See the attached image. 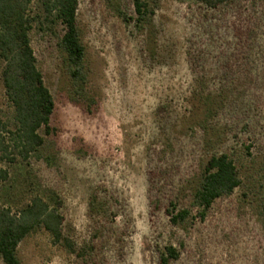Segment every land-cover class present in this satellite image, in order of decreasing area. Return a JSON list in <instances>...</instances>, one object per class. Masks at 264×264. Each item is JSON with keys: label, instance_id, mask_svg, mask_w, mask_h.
<instances>
[{"label": "rangeland", "instance_id": "obj_1", "mask_svg": "<svg viewBox=\"0 0 264 264\" xmlns=\"http://www.w3.org/2000/svg\"><path fill=\"white\" fill-rule=\"evenodd\" d=\"M78 1L85 91L95 111L71 102L75 90L58 46L60 30L34 27L31 46L55 104L52 130L48 136L40 131L44 148L28 162L4 165L10 179L0 186V205L13 212L38 193L51 206L52 197L59 199L75 253L38 229L19 245L20 264H158V252L169 245L180 254L172 264H264V111L257 110L252 156L240 159L243 185L217 200L203 221L173 226L165 213L176 198L191 203L211 155L236 159L239 141L248 136L227 119V89L212 75L209 88L220 90L210 99L219 112L205 115L208 95H199L195 79L203 71L216 73L219 44L235 32L248 33L249 7L207 11L192 0H146L153 15L145 26L122 16H135L133 0ZM255 4L250 12L260 13ZM259 32L255 48L264 44ZM242 84L236 95L253 94L264 110V85ZM232 101L229 116L239 118L241 101ZM0 109L11 112L1 81ZM256 115L248 117L252 126Z\"/></svg>", "mask_w": 264, "mask_h": 264}, {"label": "trees", "instance_id": "obj_2", "mask_svg": "<svg viewBox=\"0 0 264 264\" xmlns=\"http://www.w3.org/2000/svg\"><path fill=\"white\" fill-rule=\"evenodd\" d=\"M192 1L207 11L237 12L238 8L246 6L253 10L256 2L261 10L260 13L255 10L251 13L246 7L245 22L248 33L245 35L235 32L230 35V40L218 45L215 52V74L205 71L196 74V89L199 95H208L203 97L206 99L205 115L216 117L219 112V109L214 107L215 101L210 99L212 94H217L220 90L209 88L207 77L212 75L214 82L227 89L229 114L232 112L231 107L236 105L232 101L233 97L241 101L239 115L237 114L240 117L228 114L227 119L234 123V127H241L240 130L248 136L239 141L242 149L236 159L226 152L213 154L207 159L192 189L191 203L188 206L179 204L178 198L169 202L165 213L173 226H179L189 218L203 221L217 200L233 195L243 185V160L240 159L252 156L250 149L254 140L251 138L255 136L256 124L260 123L257 110L264 111L259 106L261 100L253 94L242 99L241 95H236L239 94V87L243 85L244 80L246 86L257 81L264 85V44L260 43L255 48L258 32L264 30V0ZM78 6V0H0V81L11 109L9 114L0 109L1 187L10 179V173L4 165H15L17 160L28 162L44 148L45 138L40 131L48 136L52 130L50 122L55 104L44 84L31 46L30 32L34 27L38 25L50 31L60 30L58 46L64 54L67 73L75 90V97L71 102L85 112L95 111V100L85 91L88 76L84 67L85 49L77 23ZM133 8L135 16L128 17L123 14V18L133 20L136 24L145 23L147 26L153 15L148 2L133 0ZM209 27L207 22H202V29L206 31ZM213 38L211 35L209 43H214ZM199 57L201 56L197 59ZM253 71H256V74H253ZM251 112L257 114L253 126L248 119ZM247 140L250 141L249 144ZM52 199L54 206L45 200L43 194L38 193L16 212L10 207L0 205V259L3 264H20L17 255L19 245L38 229L45 230L54 245L62 246L69 253H75V245L66 234L65 218L59 211L62 203L55 196ZM179 257L178 250L169 245L158 252V264H172Z\"/></svg>", "mask_w": 264, "mask_h": 264}]
</instances>
